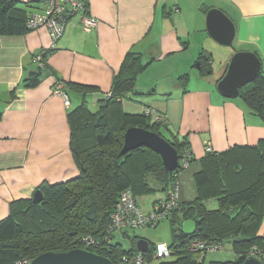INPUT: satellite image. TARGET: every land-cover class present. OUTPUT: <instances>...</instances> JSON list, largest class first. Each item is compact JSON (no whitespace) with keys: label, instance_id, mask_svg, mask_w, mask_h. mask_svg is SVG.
<instances>
[{"label":"crops","instance_id":"0c3cea01","mask_svg":"<svg viewBox=\"0 0 264 264\" xmlns=\"http://www.w3.org/2000/svg\"><path fill=\"white\" fill-rule=\"evenodd\" d=\"M43 1H19V5L29 17L43 9ZM83 1L97 18V27L85 31L80 12L66 16L65 33L52 51H48L52 41L46 27L23 35H0V220L10 214L13 201L31 198L42 184L80 175L70 147L68 115L83 102L98 108L128 52L140 54L147 66L139 73L134 92L123 99V110L140 114L154 108L169 128L161 126L165 134L186 140L193 151L194 160L180 177L181 203L197 197L194 176L202 169L207 142L213 152L225 154L234 146L256 147L264 139L263 120L244 100L222 96L206 78L215 75L216 86L236 53L209 35L206 22L211 9L222 10L233 21L236 33L231 45L236 41L237 50L256 53L264 69V0ZM40 53H46L41 81L36 87H25L24 79L39 70L34 57ZM200 55L212 64V73L202 75ZM183 76L188 78L186 83ZM58 80L70 84L69 106L55 93ZM150 184L154 190L148 193L163 195L145 208L139 203L145 212L165 197L162 184L155 179ZM258 234L264 235V219ZM236 259L237 254L224 247L208 252L202 260L213 264Z\"/></svg>","mask_w":264,"mask_h":264},{"label":"trees","instance_id":"16d2710c","mask_svg":"<svg viewBox=\"0 0 264 264\" xmlns=\"http://www.w3.org/2000/svg\"><path fill=\"white\" fill-rule=\"evenodd\" d=\"M19 1L0 0V35H23L32 30L27 26L28 11ZM54 49L56 46L48 51ZM199 61L202 75L212 73L209 60L200 55ZM146 66L140 54L128 52L114 76L108 97L100 100L98 108L93 110L83 102L69 113L70 147L81 173L62 183L39 186L37 189L44 193L40 203H34L32 197L11 203L10 214L0 220V264L76 248L109 257L114 263L120 255L142 252L137 249L139 237L132 238L129 249L115 242L117 234L127 232H108L111 213L124 189L131 188L136 196L148 193L154 190L150 181L155 179L166 192L177 171L165 170L161 156L145 146L122 155L124 134L130 127L155 131L177 148L179 156L189 147L186 140L165 134L161 117L160 121H154L144 112L134 114L123 110V99L134 92L137 77ZM44 67L45 63L30 73L23 86L36 87ZM182 78L186 83L187 76ZM58 81L63 82L69 96L70 84ZM239 97L264 122V69L240 89ZM1 117L0 113V120ZM244 148L234 146L225 154L207 151L201 160L202 169L194 176L197 197L190 202L180 200L178 208L163 219L171 222L177 242L170 245L173 255L162 259L160 264H204L187 249L186 243L192 238L220 242L223 249L225 243H231L237 259L213 264H241L253 246L264 249V235L258 234L264 219V139L256 147ZM211 200L216 201V207H209ZM189 219L197 227L194 234L187 236L176 226L179 221ZM85 237H92L95 243L89 244L83 240ZM148 244L149 250L142 253L150 264L156 245Z\"/></svg>","mask_w":264,"mask_h":264},{"label":"built area","instance_id":"2783aa9c","mask_svg":"<svg viewBox=\"0 0 264 264\" xmlns=\"http://www.w3.org/2000/svg\"><path fill=\"white\" fill-rule=\"evenodd\" d=\"M27 2L28 0H20ZM24 2V3H25ZM30 4V0L28 2ZM43 9L39 12L32 13L27 19V26L30 29H37L39 27H46L52 45L55 47L58 40L63 36L65 31V18L68 15H73L77 12L81 13V26L82 28L90 32L94 30L98 25L97 18L93 17L89 9L87 8L83 0H44ZM68 6H71L72 10L68 11ZM65 15V18L60 19L61 15ZM34 60L39 65H44L43 55L40 53L34 57ZM55 93L61 95L67 106L70 105V99L66 91L64 90L63 82L57 81L55 84ZM146 115L152 116L154 121H160V115L156 110L147 108L144 110ZM205 150L211 152L212 146L210 142H207ZM194 154L190 147L186 146L182 152L178 167L175 169L176 179L172 181L171 185L166 190V197L155 202L153 208L145 212L138 203L136 195L131 188L124 189L119 196L118 202L111 213L110 224L108 232L114 234L119 231L133 230L136 228H142L151 225L159 220L166 219L171 212L179 206L180 202V180L179 175L185 170L193 161ZM84 241L89 244L95 243L92 237H85ZM187 248L191 252H211L221 251L223 244L220 242L209 243L207 241L192 238L187 241ZM173 249L167 243H158L154 247V253L152 255V261L162 260L169 258L173 255ZM250 255H256L262 258L264 261V249L257 246H253L249 253ZM203 259V258H202ZM32 259L23 258L15 261L13 264H30ZM147 257L142 252L123 254L116 258L115 264H148Z\"/></svg>","mask_w":264,"mask_h":264},{"label":"water","instance_id":"95a60500","mask_svg":"<svg viewBox=\"0 0 264 264\" xmlns=\"http://www.w3.org/2000/svg\"><path fill=\"white\" fill-rule=\"evenodd\" d=\"M72 10L68 6V11ZM65 18L61 15L60 19ZM207 31L211 38L222 45H231L235 38L233 21L220 9H211L207 14ZM263 63L259 56L250 51H237L228 63L224 76L217 83V90L226 98L239 97L240 89L252 82L262 73ZM148 147L157 152L163 162L165 170L174 171L178 167L179 152L166 138L155 131L142 127H130L124 134V143L120 153L126 154L136 148ZM34 203L44 199V193L37 189L33 196ZM197 224L194 220H185L182 225L183 233L190 236L196 232ZM137 249L145 252L149 244L145 239L137 241ZM30 264H115L109 257L95 252L76 248L65 252H44L32 259ZM241 264H264L261 257L248 256Z\"/></svg>","mask_w":264,"mask_h":264},{"label":"rangeland","instance_id":"374dc122","mask_svg":"<svg viewBox=\"0 0 264 264\" xmlns=\"http://www.w3.org/2000/svg\"><path fill=\"white\" fill-rule=\"evenodd\" d=\"M24 2L25 1H23L22 3H24ZM28 2H29V0L27 2H25L24 4H28ZM239 46H240V44L235 41L233 45H224V46H222V48H224V49L234 48L237 52V51H239L237 49H240ZM219 56H220V53H217L215 56V71H216V73H219L220 69L222 68L220 63H219L220 62ZM206 78H208V80L210 79L212 87H215V89L218 93L219 91L217 90V85L215 86V80L217 79V77H215V75H211V76H208ZM238 99L242 100L241 97H238ZM147 108L155 110L152 107H147ZM147 108H145V109H147ZM181 185H182V183H181ZM162 195H163V192L157 191L153 194L152 193H141V194H138L137 196L139 199V203L141 205L143 204L142 206L145 208V205H148L151 202V200L156 199L158 197H161ZM165 197H166V192H165ZM165 197H163L162 199H164ZM209 207L213 208L216 206L210 205ZM183 223H184V221H182V220L179 221V223L177 224L176 227L178 229L179 228L181 229ZM125 232H127V234H124V235L117 234L116 238H115L116 239L115 242L122 244L124 249H129L132 247V238H134V237H139L140 239H145L147 242L152 244V246H155L158 243H167L168 245H171L172 243L177 242V238H176L174 232L172 231V224L169 220H162L155 226H146L143 228L127 230ZM186 246H187V243H186ZM225 248L229 249L230 251H233L231 243H225ZM192 253L194 255V258L198 262H201V261H203L202 258H205V255L208 252H192ZM160 263H161V260H154L150 264H160Z\"/></svg>","mask_w":264,"mask_h":264}]
</instances>
